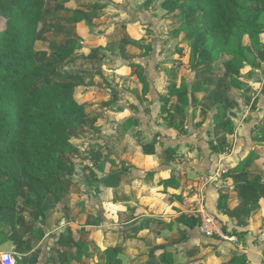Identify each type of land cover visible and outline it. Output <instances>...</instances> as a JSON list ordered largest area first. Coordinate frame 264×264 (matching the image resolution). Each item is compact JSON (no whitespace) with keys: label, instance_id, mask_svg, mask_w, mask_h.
<instances>
[{"label":"rangeland","instance_id":"obj_1","mask_svg":"<svg viewBox=\"0 0 264 264\" xmlns=\"http://www.w3.org/2000/svg\"><path fill=\"white\" fill-rule=\"evenodd\" d=\"M162 2L46 0L32 74L37 84L66 86L76 80L86 125L70 130L76 148L62 154L75 168L65 181L66 208L53 209L52 195L25 176L15 207L0 211V264L4 253L14 254L13 264H106L104 246L118 248L124 264H168L150 253L158 244L168 246L172 264L197 259L230 264L245 234H254L256 244L264 241L259 236L264 234V205L243 214L234 190L240 173L233 170L258 146L254 138L264 119V46L253 50V74L244 73L243 88L229 90L221 61L210 59L204 45L196 3L176 0L177 10L168 11ZM1 7L9 9L4 3ZM255 8L264 9V0ZM71 10L85 14L89 24L71 23ZM65 40H76L82 48L62 58L58 49ZM141 66L149 84L146 96L137 73ZM183 77L189 81L188 109L174 113L176 98L170 96L172 113L162 114L160 98ZM218 111L231 118L232 133L224 132ZM130 116L138 125L122 124ZM6 133L2 121L0 140ZM146 143L153 144L154 154H144ZM123 163L132 166L130 173L122 174L116 187L104 186L100 178L120 171ZM152 169L156 172L149 178L146 172ZM260 174L243 180L264 181V172ZM170 175L179 182L181 198L172 204L161 194V181ZM199 212L213 220L211 233L200 229L202 220L194 228L176 221L181 214L198 217ZM143 218H152L147 228L132 232L129 228ZM68 230L84 243L79 261L72 259L76 251ZM234 230L239 233L231 235Z\"/></svg>","mask_w":264,"mask_h":264},{"label":"trees","instance_id":"obj_2","mask_svg":"<svg viewBox=\"0 0 264 264\" xmlns=\"http://www.w3.org/2000/svg\"><path fill=\"white\" fill-rule=\"evenodd\" d=\"M0 1L9 6L7 10L0 6V122L7 125V133L0 140V174L5 176L0 183V207L9 209L16 204L20 178L25 171L52 195V208L62 210L66 208L63 199L69 194L65 181L75 172L74 165L62 154L76 148L70 139V130L86 125L84 107L76 98V87L79 83L75 80L66 86L37 84L32 74L36 66L35 45L44 22L46 0ZM193 1L201 10L204 45L210 59L221 61L226 75V88L242 89L245 85L244 73H247V77L253 74V50H261L264 46V9L255 8L259 0ZM179 4L176 0H163L162 7L175 11ZM69 15L71 23L89 24L85 14L77 10H71ZM81 48L76 40H65L59 47L58 54L65 58ZM181 56L176 58L177 65L181 64ZM137 73L142 84V93L146 96L149 84L144 67H139ZM170 96L176 98L174 113L184 114L190 105L189 81L186 77L181 78L179 83L169 84L168 94L160 98L162 114L172 113L168 106ZM217 114L223 117L224 132L232 133L234 126L231 118L221 111ZM138 123L135 116L122 120L126 127ZM254 139L258 143L257 148L235 166L234 171L246 174L264 171V119ZM143 152L146 155L154 154L153 144H143ZM131 169L132 166L123 163L120 171L109 173L100 179L104 186L113 188L119 184L120 176L129 174ZM155 172L152 169L146 175L152 178ZM161 182L164 186L161 194L167 203L172 204L181 199L177 192L179 182L174 175L167 176ZM234 190L243 205L245 216L264 199L263 180L249 179L239 182L235 184ZM225 198V192L219 194V209L223 207ZM128 205L123 203L124 207ZM151 220L152 218H143L129 229L138 232ZM176 221L188 228H194L200 223L197 216L184 214ZM238 233L234 230L231 235ZM68 235L76 251L72 259L79 261L84 254V243L76 240L70 230ZM102 250L106 264H124L118 248L104 246ZM150 253L157 254L164 263H173L172 254L166 244L153 245ZM262 260L264 262V248ZM247 262L246 254L240 251L234 252L229 258L230 264ZM201 263V259H197L187 264Z\"/></svg>","mask_w":264,"mask_h":264},{"label":"crops","instance_id":"obj_3","mask_svg":"<svg viewBox=\"0 0 264 264\" xmlns=\"http://www.w3.org/2000/svg\"><path fill=\"white\" fill-rule=\"evenodd\" d=\"M3 2L0 1V5L2 6ZM43 25V24H42ZM233 123V122H232ZM234 126V125H233ZM243 157V156H242ZM240 157V158H242ZM234 159H237V155L236 153H234ZM261 172H264V171H258V172H250L249 174H246V173H242V172H239L240 174L238 175L237 174V177L240 178V182H243V181H246V180H243L244 177H257L259 175H261L260 173ZM25 176H30L29 174H27L25 171L22 172V175H21V178H20V181L23 177ZM5 179V176H3L2 174H0V183ZM239 183V182H238ZM17 202V200H16ZM259 203L261 205H264V199H261L259 201ZM16 205V204H15ZM15 205L9 209H6V208H2L0 207V211H8L10 210L11 212V209H13L15 207ZM147 228V223H146V227ZM260 237H263L264 234H259ZM13 237V235H12ZM235 238V237H234ZM11 240V236H9V238ZM245 242H242V243H238L236 244V247L238 248V250L240 252H243L246 254L247 256V259H248V262L247 264H264L263 260H262V257L260 256L259 254V251L261 249H263L264 247V241L261 242L260 244H256L254 243V234H245V238H244Z\"/></svg>","mask_w":264,"mask_h":264},{"label":"built area","instance_id":"obj_4","mask_svg":"<svg viewBox=\"0 0 264 264\" xmlns=\"http://www.w3.org/2000/svg\"><path fill=\"white\" fill-rule=\"evenodd\" d=\"M200 213V223H201V220H202V224L200 226V229L206 233H211V231L214 229H212L210 227V224L213 222V220L210 218H208L204 213ZM199 223V224H200ZM1 259L3 260V263L4 264H13L14 263V254L12 253H4L2 254L1 256Z\"/></svg>","mask_w":264,"mask_h":264}]
</instances>
